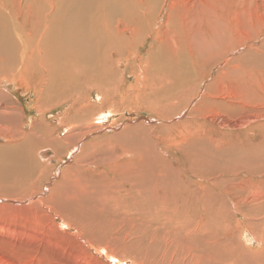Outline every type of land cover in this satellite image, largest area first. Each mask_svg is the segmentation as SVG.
<instances>
[{
  "label": "bare ground",
  "instance_id": "1",
  "mask_svg": "<svg viewBox=\"0 0 264 264\" xmlns=\"http://www.w3.org/2000/svg\"><path fill=\"white\" fill-rule=\"evenodd\" d=\"M263 34L264 0H0V108L3 105L4 109L0 128L10 132L8 137L2 136L5 143L0 144V179H9L12 187L6 191L8 186L0 185L6 196L23 198L25 187L12 183L32 179L39 170L37 165L48 161L49 147L61 146L60 138L53 135L56 127L47 121L50 112L60 106L65 108L53 118L65 123L70 132L65 137L68 145L79 150V162L94 164L92 140L81 145L79 141L113 110L110 102L105 108H92L91 93L96 91L95 99L106 102L105 92L114 95L112 88L124 73L123 67H130L143 88L150 90L143 98L163 119L198 100L187 108L182 120L167 125L149 140L159 145L161 152L146 143L145 154L159 162L156 169L137 168L120 176L133 187L128 191L137 192L143 201L164 193L176 196L178 206L161 198L160 209L147 205L137 210L145 221L159 223L168 232L145 242L126 234L115 244L85 232L75 220L83 217L78 210L84 208L92 189L69 177V182L78 184L76 191L67 196L59 183L48 187L46 199L39 200L45 205L29 213L38 219L54 211L68 231L60 233L46 224L53 233L47 236L46 231L38 238L23 233L22 228L30 222L13 228L8 224L4 229L14 233L13 243L0 244V264H264V189L259 191L251 181L264 172V79H239V90H233L236 98L226 100L221 94L223 81L247 68L234 61L241 60L239 56L229 63L226 56ZM263 46L264 42L261 46L252 43L246 51L260 58L255 62L262 66L258 69L262 76ZM224 59L223 69L211 78L214 67ZM22 81L29 83L25 90L32 93L31 108L38 114L27 131L14 130L18 127L14 125L21 123L16 119L20 109L7 105L11 101L8 89L17 92ZM203 84L206 87L199 92ZM40 122L44 134L35 129ZM175 147L185 161L176 156ZM237 171L239 177L234 182ZM228 173L232 174L228 177ZM12 201L16 205L17 200ZM122 204L129 211L128 205ZM171 206L175 208L173 216L162 213ZM188 207V214L184 213ZM176 216L182 221L173 222ZM36 223L30 227L44 226V222ZM229 236L236 240L230 242ZM7 238L4 236L2 243Z\"/></svg>",
  "mask_w": 264,
  "mask_h": 264
},
{
  "label": "rangeland",
  "instance_id": "2",
  "mask_svg": "<svg viewBox=\"0 0 264 264\" xmlns=\"http://www.w3.org/2000/svg\"><path fill=\"white\" fill-rule=\"evenodd\" d=\"M254 39L255 40L252 41L254 46H261L262 43L264 42V34ZM248 42L249 41L244 43L236 51L229 53L230 56L228 55L226 56V59L229 60L228 63L230 62L231 58L239 56L241 60L235 59L234 61L239 62L241 66L245 65L244 67H247L244 70L241 69L238 72H236V77L230 76L229 80L226 79L223 81L224 86L221 90V94L224 96L226 100H229L233 97L236 98L237 95L236 93H233V90L237 89V86H238L237 82L239 79L240 80L242 78L244 80L246 79L245 80L246 82L251 81L250 76H252L254 78L253 81H256V82L264 79V76H262L258 71V69H260L262 66L255 62V60L260 59V58L256 57V55L252 56V53L246 52L248 49V46L252 44V43H249L248 45ZM144 49L145 48H143V50L140 49L142 53L144 52ZM226 59H224V61L221 64L214 67L213 73H212L213 76L212 74H210L211 78H214L219 74L218 73L217 75H214L216 74L218 69L225 66V63L227 62ZM142 63L144 64L145 62H142ZM123 69H124V73H122V75L119 76L118 81L113 85V88H112L114 95L119 94L117 97L112 95L109 92L110 90H107L105 92V94L108 95V97L105 98L106 102H102L100 101V99L98 100L95 99L96 98L95 94H97L95 93L96 91H92L91 93L92 97L90 98V101H91L90 103L92 105V108H95V107L105 108L109 104L108 102H110L111 105L109 107L111 110H113V113L112 112L111 114L108 113L106 118L103 117L104 118L103 121L98 122L99 126H97V128L93 132L84 135L79 141L78 145H81L82 143L86 144V142L92 140V147L90 149V152L96 158L95 159L96 162L93 160L94 164H91L89 166V165L82 164L81 162L77 160L78 158H76V155L79 153V150L75 147L71 148V146L68 145L69 141L66 140L65 137L69 135L70 132L67 133V129L64 126L65 123L60 122L56 118H53V117H57V113L63 108H65V106H60L57 109H53V111L50 112L51 118H47V121H49L51 125L56 127L53 130V135L55 137L60 138L61 146L59 145L54 146V148L49 147V153L47 154L48 161L41 162L40 164L37 165L39 170L36 172V174L34 175L32 179L29 178V179L21 180L19 182L20 184L17 182H15L17 184H15L14 182L12 183L13 186L20 185L22 189L25 187V190L23 193L25 195H23V198L21 199H16L17 197L11 198V197L6 196L7 194L0 192L1 194L0 195V223H1L0 225V229H1L0 230L1 232L0 233L1 234L0 244H7V242L13 243L11 237L14 235V233H8L7 230L4 229L6 228L8 224L9 226L7 227L13 228V227H17L18 223L19 225H24L25 223L30 222L29 227L22 228L23 233H26L29 235L36 234L38 238L41 236H44L46 231L47 232L49 231L47 233L48 234L47 236H49L50 233L51 234L53 233L51 229L46 227V224L52 225V227L58 229L59 230L58 232L60 233L68 231V227H66L67 225L63 224V222L59 219V216L54 214V211L53 213L51 211L47 212L51 216L46 217V218L43 217V218L34 219L32 216H30L31 214L29 215V213L35 212L34 209L36 208L38 209L40 206L45 205L43 201H39V200L43 198L46 199V197L50 193L49 188L56 186L57 183H59V186L62 185V187L66 188L65 190H67L68 192L65 191V194L67 196L72 194L71 191L73 190L76 191L78 189V184L80 185L83 184L84 186L85 185L88 186L87 190L92 189V193L90 195H87L88 196L87 199L85 198L87 200V203H85L84 208L78 210L79 212H82L85 215L83 214L82 215L83 217L81 219H78V220L74 219V220L77 221L78 224L81 223V228H83L85 232H89L90 234L92 233L93 235H96V237H98L100 240L102 238L103 240L109 239V241H111L112 244L113 243L115 244L116 240H119V239L122 240V238H124V235L126 236V234H128L129 238L133 240H137V238H139L143 242H145L153 238L159 239L160 235H163L164 232L166 231L168 232V228L164 226H160L159 223L151 224L145 221L144 217H141L139 216V214H137V210L139 211L140 209L144 208V206H147V205H151L153 208L160 209L161 208L160 204L162 203L163 199L166 202L172 200L171 203L174 205H177L178 203L176 200V196H173L174 198H171V197H167L169 193H164V194H159L155 199L152 198V200L150 201H147V202L143 201L142 200L143 198L142 197L140 198L137 192L132 193L128 191V189L133 188V187H130L128 183L123 181L122 177H125L128 173L136 170L137 168L143 169V168L151 167V166H152L151 170H153L154 167L155 169L157 168L159 162L154 158L151 159L152 157L149 158V156H147L144 152V147L147 146L146 143L154 145L155 151L160 150L161 152L162 148H159L158 147L159 145L157 146L156 144L151 143L149 140H151L152 138L154 139L155 136H157V134L158 135L161 134L163 130L167 127V125H171L174 122H177L178 120H182L188 113L187 108H189L190 110V108L193 106V103L195 102L197 98H195L193 101H191L187 105V108L185 109V111L183 110L179 114L173 115L168 120L163 119L160 112L158 111L156 112L148 108L147 106L148 101H146L144 98L145 96L149 95L147 93H150V90L148 88L146 89L143 88L144 86L143 83L140 81V79L135 78L136 75L134 73L132 74L130 72L131 71L130 67H123ZM224 82L226 84H224ZM28 84H29L28 82L22 81L18 84L19 90L17 92L13 93L11 88H9L7 91L10 94V100H11V101H7V105L8 106L15 105L17 109H20L19 110L20 115L19 116L16 115V119L19 118L21 120V123L19 125L15 124L14 126H18V127L14 128V130L18 128H23L25 129V131L29 130L30 121H32V119H35V117L38 116V114L35 113L34 110L31 108V105L33 103L32 101L33 95L32 93L29 95L30 91H28L27 93V91L25 90V88L28 87ZM262 84H264V82ZM201 86H200L199 92L200 91L203 92L206 87L205 84H203L202 88ZM135 95H138L139 97L135 98ZM197 101L198 100H196V102ZM28 102H30V104H28ZM100 103L103 104L104 107ZM3 110L4 109L2 105V107L0 108V112H2ZM8 111H11V109L9 108ZM35 129H38L40 134H44L45 132L44 127L41 124V122L39 123V126L38 125L36 126ZM0 132L2 133V134L0 133V144H4L5 143L4 138L8 137L10 132L7 131L6 127L0 128ZM3 135H5L4 138H2ZM158 140L159 139L153 142H157ZM12 141L13 140L11 139L10 142ZM237 141H242V138H237ZM148 146H151V145H148ZM59 147L60 148L62 147L61 150ZM174 150H178L177 152L179 153L176 154V156L177 155H178L177 157L182 156L183 160L185 161V156L180 155L179 148L175 147ZM159 158L160 157H158V159ZM155 160L156 162H154ZM182 163L180 164V167H182ZM183 165L185 167L184 163ZM122 166L124 168L123 169L124 171L122 170ZM84 167L89 168V169L91 168L92 171L86 172L83 170ZM81 170L83 172H81ZM172 170L176 171L175 168H173ZM239 172L240 171H237L236 175H234L236 176L235 178L234 176L232 177L234 179V182L238 180L237 177H239ZM231 174L232 173L230 174L228 173V177ZM39 177L41 178L38 179ZM69 177H71V179L78 180V184H75V182L74 183L69 182ZM219 177L226 178L223 176H219ZM4 179L5 180L0 179V185L8 186L5 190L12 191L10 189L12 187L9 186L10 180L6 179L5 177ZM33 180H35L34 182H37L36 185H34L35 183L33 182ZM251 181L256 183L255 185L258 187L259 191H263L264 172H261L260 174L253 176L251 178ZM69 183L72 186H70ZM68 186L69 188H67ZM137 188L134 187V190H137ZM61 190L62 189L59 187V191ZM212 191L214 192V194L216 193L214 190ZM206 194H211V193L206 192ZM62 198L64 197L62 196ZM12 200H17L16 205L13 203ZM68 200L72 203L73 198H69ZM123 202L124 204L126 203L128 205L129 211H126L125 208L127 207L123 206L122 204ZM36 203H39V204H36ZM116 203H118L119 205ZM73 205H75L74 202H73ZM76 207H82V206H76ZM44 209L46 208H43L42 210L44 211ZM188 209L189 207L184 210V213L188 214ZM165 210L162 212V213H165V215H172L175 212V208L173 206ZM167 210L168 211L172 210L173 212L168 213ZM46 211L48 210L46 209ZM179 220L182 221L181 217L176 216L174 217L173 222L177 223ZM36 221H39L40 223L44 222L42 223L44 224V226L34 227V226H37ZM254 221L260 222V220H254ZM30 225H34L33 228L30 227ZM43 227H46V228H43ZM2 229L6 230L4 234H6L7 236L4 234L2 235V233L4 232ZM69 231L70 233H75L74 232L75 229L69 228ZM150 233L152 235H150ZM8 234L9 235L11 234V235L9 236ZM4 236L9 237V238L5 240V243L4 242L2 243L1 240H3ZM220 236H226V234L225 235L221 234ZM229 237H230L229 238L230 242H233L236 240L233 237L231 238V236ZM241 240H242L241 243H243V238H241ZM251 248L255 249L256 247L255 245H253L251 246Z\"/></svg>",
  "mask_w": 264,
  "mask_h": 264
}]
</instances>
